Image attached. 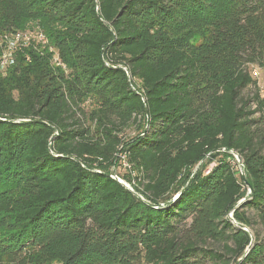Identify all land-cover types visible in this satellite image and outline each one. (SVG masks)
<instances>
[{
  "label": "trees",
  "instance_id": "1",
  "mask_svg": "<svg viewBox=\"0 0 264 264\" xmlns=\"http://www.w3.org/2000/svg\"><path fill=\"white\" fill-rule=\"evenodd\" d=\"M30 21L60 64L0 71V264H264V0H0Z\"/></svg>",
  "mask_w": 264,
  "mask_h": 264
},
{
  "label": "rangeland",
  "instance_id": "2",
  "mask_svg": "<svg viewBox=\"0 0 264 264\" xmlns=\"http://www.w3.org/2000/svg\"><path fill=\"white\" fill-rule=\"evenodd\" d=\"M49 28L50 30L54 29L57 30L59 29L58 26H49L41 21H35V22H27L25 23V25L23 26V28L21 30H19V32H29V33H42L45 37H46V29ZM46 32V33H45ZM12 34V33H11ZM11 34H0V49L2 52V48H5L6 44H7V40L10 38ZM47 39V38H46ZM25 49H34L36 51H46L48 53H51V57L54 59L56 57V49L53 48V46L51 45V43L48 41L47 39V43L45 45H40L37 44L35 42H31V44L29 45H24L22 47L17 48V50L14 52V55H16L17 53H20L22 51H24ZM59 65V64H58ZM62 69H64L62 67ZM260 81V94L262 96H264V70L262 69V73L259 76V80ZM262 89V92H261ZM250 94V90L247 89L244 91L243 96L245 97L246 95ZM86 105V104H85ZM84 107V106H82ZM85 113H87V108H85ZM76 118H78L81 121H85L86 118L83 117L82 115L80 116H76ZM137 133V129L135 124L129 125L128 127H126L120 134L119 136L124 140L127 141L128 139L132 138L133 136H135ZM119 154H117L118 156ZM110 172H113V176L115 178H117V175H126L129 172V167L126 165V163L124 162L123 158H120V162L119 165L117 167H110L109 168ZM242 172V171H241ZM119 180V182L121 181L122 184H124L127 188L129 189H133V187L131 186V184L127 183L126 181L122 180L120 177L117 178Z\"/></svg>",
  "mask_w": 264,
  "mask_h": 264
},
{
  "label": "built area",
  "instance_id": "3",
  "mask_svg": "<svg viewBox=\"0 0 264 264\" xmlns=\"http://www.w3.org/2000/svg\"><path fill=\"white\" fill-rule=\"evenodd\" d=\"M31 42H35L40 45H45L47 43V39L42 33H29V32L16 31L10 35V38L7 40V44L5 48H2V52H1L0 71L2 74H5L6 71L14 64L15 61L14 52L17 50V48L22 47L24 45H29L31 44ZM54 62H56V64H60L58 63L57 54L56 57L54 58ZM262 69L263 68L259 66H251L250 75L258 81L259 76L262 73ZM258 84L260 86V81H258Z\"/></svg>",
  "mask_w": 264,
  "mask_h": 264
},
{
  "label": "water",
  "instance_id": "4",
  "mask_svg": "<svg viewBox=\"0 0 264 264\" xmlns=\"http://www.w3.org/2000/svg\"><path fill=\"white\" fill-rule=\"evenodd\" d=\"M232 153V152H231ZM232 155L235 157V159H236V161H237V163H238V165H239V167H242V162H241V159L239 158V156L238 155H236L235 153H232ZM249 192H251V189L249 188ZM178 197V195H176L175 197H174V199H176ZM242 202V201H241ZM229 217H231V216H229ZM245 230V229H244Z\"/></svg>",
  "mask_w": 264,
  "mask_h": 264
}]
</instances>
